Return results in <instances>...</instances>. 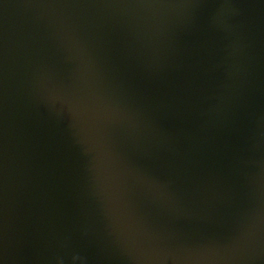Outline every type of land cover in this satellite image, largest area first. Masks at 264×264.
<instances>
[{"label": "water", "instance_id": "95a60500", "mask_svg": "<svg viewBox=\"0 0 264 264\" xmlns=\"http://www.w3.org/2000/svg\"><path fill=\"white\" fill-rule=\"evenodd\" d=\"M0 264H264V0H0Z\"/></svg>", "mask_w": 264, "mask_h": 264}]
</instances>
